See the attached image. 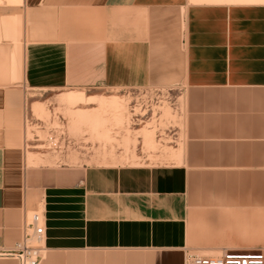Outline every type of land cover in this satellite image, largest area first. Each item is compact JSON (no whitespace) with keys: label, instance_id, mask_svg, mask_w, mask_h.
Instances as JSON below:
<instances>
[{"label":"crops","instance_id":"obj_1","mask_svg":"<svg viewBox=\"0 0 264 264\" xmlns=\"http://www.w3.org/2000/svg\"><path fill=\"white\" fill-rule=\"evenodd\" d=\"M153 86L179 88L176 146L145 153L140 135L126 164L29 162V90L64 105ZM33 211L41 264L263 249L264 0H0V264H18Z\"/></svg>","mask_w":264,"mask_h":264},{"label":"rangeland","instance_id":"obj_2","mask_svg":"<svg viewBox=\"0 0 264 264\" xmlns=\"http://www.w3.org/2000/svg\"><path fill=\"white\" fill-rule=\"evenodd\" d=\"M19 1L11 0L10 3ZM59 93L28 91L26 140L32 165L36 164L34 159L37 164L58 168L126 164L136 159L134 154L140 135L145 139L142 150L145 153H156L162 145L176 146L180 142L179 136L172 132L182 122L179 88L153 86L92 91L89 93L101 96V100L90 97L89 102L82 104H73L69 99L70 95L80 93H69L60 99L64 105L56 103ZM139 129L142 131H137ZM37 203L39 205V199ZM34 214L30 212L29 217Z\"/></svg>","mask_w":264,"mask_h":264},{"label":"built area","instance_id":"obj_3","mask_svg":"<svg viewBox=\"0 0 264 264\" xmlns=\"http://www.w3.org/2000/svg\"><path fill=\"white\" fill-rule=\"evenodd\" d=\"M42 222L39 213H35L31 218L26 216L23 237L17 243L15 250L9 253L18 264H41L46 235ZM186 264H264V248L248 252L226 251L217 256L187 251Z\"/></svg>","mask_w":264,"mask_h":264},{"label":"bare ground","instance_id":"obj_4","mask_svg":"<svg viewBox=\"0 0 264 264\" xmlns=\"http://www.w3.org/2000/svg\"><path fill=\"white\" fill-rule=\"evenodd\" d=\"M11 1V0H10ZM65 98H66V96H65ZM90 98V97H89ZM89 98H85L84 97V95H81V94H72V95H70V97H69V99L71 100V103L73 102V104L75 103V104H77V103H86L87 101L89 102L90 100H88ZM108 99V98H107ZM104 100V99H103ZM113 100V99H112ZM104 103H105V101H104ZM109 103V102H108ZM103 107V106H102ZM121 107V106H120ZM105 108V105H104V107H103V109ZM114 109V108H113ZM38 111H40V110H38ZM120 113V112H119ZM86 114V113H85ZM97 114V113H96ZM99 114V113H98ZM37 115V114H36ZM84 115V114H83ZM82 115V116H83ZM41 116V115H40ZM40 116H38L37 115V117H40ZM87 117H89V116H87ZM100 117V116H99ZM87 119V118H86ZM94 119V118H93ZM97 119H98V117H97ZM96 120V119H95ZM83 121V120H82ZM93 121V120H92ZM104 126V125H103ZM101 128V127H100ZM99 130V129H98ZM146 133V132H145ZM147 140V139H146Z\"/></svg>","mask_w":264,"mask_h":264}]
</instances>
